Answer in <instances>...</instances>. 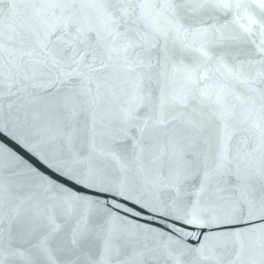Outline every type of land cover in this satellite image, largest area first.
Returning <instances> with one entry per match:
<instances>
[{"label":"snow or ice","instance_id":"obj_1","mask_svg":"<svg viewBox=\"0 0 264 264\" xmlns=\"http://www.w3.org/2000/svg\"><path fill=\"white\" fill-rule=\"evenodd\" d=\"M0 264H264V0H0Z\"/></svg>","mask_w":264,"mask_h":264}]
</instances>
